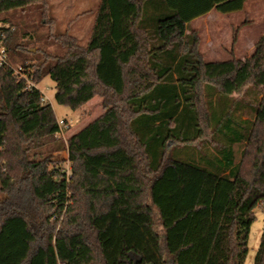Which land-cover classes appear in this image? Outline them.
I'll list each match as a JSON object with an SVG mask.
<instances>
[{
    "label": "trees",
    "instance_id": "obj_1",
    "mask_svg": "<svg viewBox=\"0 0 264 264\" xmlns=\"http://www.w3.org/2000/svg\"><path fill=\"white\" fill-rule=\"evenodd\" d=\"M43 1L0 0V16ZM247 1L101 0L86 46L64 33L29 47L2 20L0 264H61L57 238L95 264L246 263L264 204V35L250 57L206 62L191 23ZM46 76L60 105L102 99L67 141L43 93L26 90ZM63 151L70 174L52 165Z\"/></svg>",
    "mask_w": 264,
    "mask_h": 264
},
{
    "label": "rangeland",
    "instance_id": "obj_2",
    "mask_svg": "<svg viewBox=\"0 0 264 264\" xmlns=\"http://www.w3.org/2000/svg\"><path fill=\"white\" fill-rule=\"evenodd\" d=\"M98 6L99 0H44L35 2L24 10L18 9L0 16V25L5 18L13 24L18 23L19 43L29 47H46L48 43L53 47L55 46L51 43L60 46L53 36H61L64 33L75 37L78 44L86 46L94 28ZM245 7L244 11L225 16L213 11L208 17L197 18L191 23V28L197 30L200 36L199 49L206 62L226 61L231 57L232 49L236 58L237 54L250 57L254 52L259 38L264 35V0H248ZM50 19L53 20L52 23H49ZM236 28H239L238 42L233 46L232 36ZM32 38L34 41L31 44ZM37 88L44 94L57 120H64L69 125L64 138H61L63 141H67L104 112L100 96L83 105L80 110L60 105L56 101V83L50 76L43 78L37 84ZM53 158V166L70 174V162L66 151L54 153ZM4 197L5 194L0 191V201ZM262 210L264 211V204L255 210L256 220L250 230L248 243L250 251L245 264H253L264 233ZM60 224L61 222L58 223V228ZM55 246L61 264H95L96 254L75 240L68 243L63 238H57Z\"/></svg>",
    "mask_w": 264,
    "mask_h": 264
},
{
    "label": "built area",
    "instance_id": "obj_3",
    "mask_svg": "<svg viewBox=\"0 0 264 264\" xmlns=\"http://www.w3.org/2000/svg\"><path fill=\"white\" fill-rule=\"evenodd\" d=\"M7 63L8 62H7L6 50L4 48H0V65H6ZM21 73H22L21 68H16V75L21 76ZM34 88H37V84L32 80H28L26 90L33 91ZM42 100L46 101L44 94ZM58 125H59V132L57 133V137L64 138V135L67 129L69 128V125L64 120L58 121Z\"/></svg>",
    "mask_w": 264,
    "mask_h": 264
},
{
    "label": "crops",
    "instance_id": "obj_4",
    "mask_svg": "<svg viewBox=\"0 0 264 264\" xmlns=\"http://www.w3.org/2000/svg\"><path fill=\"white\" fill-rule=\"evenodd\" d=\"M100 2H101V0H99V4H100ZM96 12H97V9H96ZM213 12V11H212ZM209 14H211V12L210 13H208V15ZM208 15L207 16H204V17H202V19L203 18H206V17H208ZM232 15V14H231ZM232 58V56L229 58V59H231ZM244 58H246V57H244V56H239L238 54H237V59H240V60H242V59H244ZM229 59H227V60H229ZM207 62H208V60H207ZM213 62H216V61H213ZM219 62H222V61H219Z\"/></svg>",
    "mask_w": 264,
    "mask_h": 264
}]
</instances>
